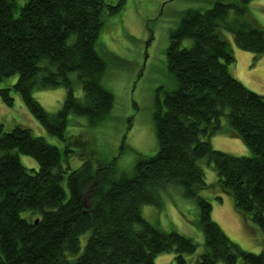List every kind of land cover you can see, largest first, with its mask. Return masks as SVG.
Instances as JSON below:
<instances>
[{"label":"trees","instance_id":"obj_1","mask_svg":"<svg viewBox=\"0 0 264 264\" xmlns=\"http://www.w3.org/2000/svg\"><path fill=\"white\" fill-rule=\"evenodd\" d=\"M250 1L189 9L171 32L167 67L178 89L157 102L158 152L139 160L132 177L117 179L113 162L93 169L89 159L71 170L61 149L30 128L0 126V264H155L157 255L169 252L175 253L171 264H187L185 255L197 250L194 240L163 233L141 212L144 204H159L170 186H181L199 209L206 250L193 264H264L263 253L243 251L225 235L201 195L211 187L201 166L206 159L218 187L264 234V95L232 75L235 56L221 31L231 32L242 50L264 54V29L247 16ZM119 8L108 0H0V82L17 76L0 96L12 105V92L19 94L48 132L63 140L70 113L90 124L105 119L114 98L102 84L106 63L95 44L105 13ZM186 38L192 45L181 47ZM71 72L82 81V97L74 93ZM57 86L67 89V97L51 114L34 89ZM217 134L242 139L250 155L215 149L210 138ZM20 154L32 156L38 169L24 166Z\"/></svg>","mask_w":264,"mask_h":264},{"label":"rangeland","instance_id":"obj_2","mask_svg":"<svg viewBox=\"0 0 264 264\" xmlns=\"http://www.w3.org/2000/svg\"><path fill=\"white\" fill-rule=\"evenodd\" d=\"M108 1L111 6L119 5L120 8L116 13H105L104 24L95 45L106 63L102 84L114 98L109 115L96 124H90L86 116L70 113L65 129L66 140H63L49 133L29 111L19 94L12 92V105L0 96V126L4 131H11L19 124L30 128L34 135L61 149L63 164L71 170L81 167L87 159L91 160L93 169H97L99 164L113 162L115 177L121 179L132 177L139 160L149 159L158 152L154 120L156 104L163 101L168 93L178 89V83L167 67L171 32L178 28L186 11H204L219 0ZM220 1L244 6L240 0ZM24 2L19 0L20 4ZM245 6L248 18H253L254 22L256 20L264 29V0H251ZM235 14L232 8L230 17ZM221 31L235 56V63L230 66L232 75L247 88L264 95V54L242 50L231 32ZM192 43V39L186 38L180 46L190 47ZM69 79L75 95L82 97L84 91L78 74L71 72ZM16 80L17 76L6 78L0 82V88L12 86ZM34 97L46 111L56 114L67 97V89L64 86L35 87ZM224 126L228 124L224 123ZM220 138L223 140L219 143L217 140ZM70 142L73 144L69 146ZM210 142L215 149L233 155L251 153L238 137L217 134L210 138ZM19 158L27 168L38 169V162L32 156L20 154ZM201 166L205 180L211 186L202 190L201 195L212 204L213 221L243 251L264 254V234L260 228L236 209L230 192L218 187L213 164L203 159ZM63 185L68 198L65 182ZM183 192L181 186H170L162 193L159 204H144L141 212L150 224L163 233L175 231L192 238L197 250L185 257L187 264H193L205 252L206 246L199 224L198 206L193 198L186 197ZM85 238L82 237L83 242ZM174 262V252L159 254L155 258V264ZM236 264H242L241 260Z\"/></svg>","mask_w":264,"mask_h":264},{"label":"crops","instance_id":"obj_3","mask_svg":"<svg viewBox=\"0 0 264 264\" xmlns=\"http://www.w3.org/2000/svg\"><path fill=\"white\" fill-rule=\"evenodd\" d=\"M222 140H223V138H220V139L217 140V142L220 143V142H222ZM226 141H227V140H225V142H226ZM227 143H229V142L227 141Z\"/></svg>","mask_w":264,"mask_h":264}]
</instances>
